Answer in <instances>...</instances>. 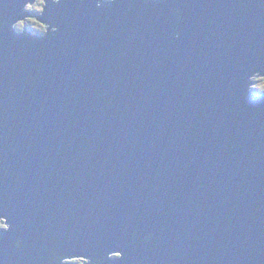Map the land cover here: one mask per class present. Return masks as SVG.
Returning <instances> with one entry per match:
<instances>
[{"label":"water","instance_id":"1","mask_svg":"<svg viewBox=\"0 0 264 264\" xmlns=\"http://www.w3.org/2000/svg\"><path fill=\"white\" fill-rule=\"evenodd\" d=\"M40 1L0 0V264H264V0H42L18 31Z\"/></svg>","mask_w":264,"mask_h":264},{"label":"flooded vegetation","instance_id":"2","mask_svg":"<svg viewBox=\"0 0 264 264\" xmlns=\"http://www.w3.org/2000/svg\"><path fill=\"white\" fill-rule=\"evenodd\" d=\"M37 2V1H36ZM36 2L34 4H31L28 8L29 12L31 13L30 16H28L25 20H21L19 21L17 24L21 23L22 25L21 26H17L18 29H23V28H28V29H31L29 26H28V23L29 22H35L37 23L39 26H41L42 28H46V26L40 22L36 17L35 15L38 14L40 11L42 10H39L37 8H33V6L36 4ZM40 5L42 6V9H43V2L42 0L40 1ZM33 28V27H32ZM264 77L260 78V77H257L254 79V84H253V89L260 92V94H264V85L263 86H260V87H257L256 84H259L260 81H262ZM1 225V224H0ZM4 225H5V222H4Z\"/></svg>","mask_w":264,"mask_h":264},{"label":"clouds","instance_id":"3","mask_svg":"<svg viewBox=\"0 0 264 264\" xmlns=\"http://www.w3.org/2000/svg\"><path fill=\"white\" fill-rule=\"evenodd\" d=\"M56 1H57V0H56ZM44 6H45V3H43V9H42V11H40L38 14L35 15V17H36L40 22H42V20H40V19L38 18V16L44 11ZM27 10H28V9H27ZM28 11H29V10H28ZM29 13H30V12H29ZM30 15H31V13H30ZM30 15H28V16H30ZM44 25L46 26V28H45L46 30H45L44 32L39 31V30L36 31V30H33L32 28H31V29H28V28L18 29V31H23V30L27 29V30H30V31L34 32L33 34H36V35H37V34H39V35H43V34L47 31V28H48V24H44ZM19 26H21L20 23H19ZM256 77H257V76L253 77V80H254ZM251 89H252L254 92H256V93L258 92V91H256V90L253 89V85L251 86ZM258 94H260V93H258ZM4 222H5V221H4L3 219L0 218V223H1L0 226L3 227V228L7 227V226H6V225H7L6 222H5V225H4Z\"/></svg>","mask_w":264,"mask_h":264},{"label":"rangeland","instance_id":"4","mask_svg":"<svg viewBox=\"0 0 264 264\" xmlns=\"http://www.w3.org/2000/svg\"><path fill=\"white\" fill-rule=\"evenodd\" d=\"M33 8H37V9H39V10H42V6L41 5H37V6H34ZM20 25H22L21 23H20ZM28 26L30 27V28H32L33 30H39V31H42V32H44L46 29H44V28H42L41 26H39L37 23H35V22H29L28 23ZM257 77H260V78H262V77H264V76H260L259 74H257L256 75ZM256 77V78H257ZM264 85V78L262 79V81H260L259 82V84H256V86L257 87H260V86H263ZM1 224V223H0ZM7 226V225H6ZM1 227V226H0Z\"/></svg>","mask_w":264,"mask_h":264},{"label":"trees","instance_id":"5","mask_svg":"<svg viewBox=\"0 0 264 264\" xmlns=\"http://www.w3.org/2000/svg\"><path fill=\"white\" fill-rule=\"evenodd\" d=\"M257 93H260V92H257Z\"/></svg>","mask_w":264,"mask_h":264}]
</instances>
